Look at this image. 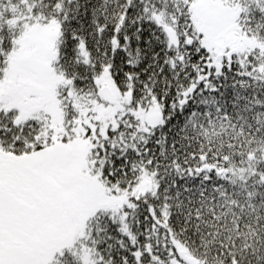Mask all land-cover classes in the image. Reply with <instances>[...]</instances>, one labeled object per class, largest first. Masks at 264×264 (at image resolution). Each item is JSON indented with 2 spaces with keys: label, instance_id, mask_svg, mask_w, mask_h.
<instances>
[{
  "label": "snow or ice",
  "instance_id": "obj_1",
  "mask_svg": "<svg viewBox=\"0 0 264 264\" xmlns=\"http://www.w3.org/2000/svg\"><path fill=\"white\" fill-rule=\"evenodd\" d=\"M0 264H264V0H0Z\"/></svg>",
  "mask_w": 264,
  "mask_h": 264
}]
</instances>
